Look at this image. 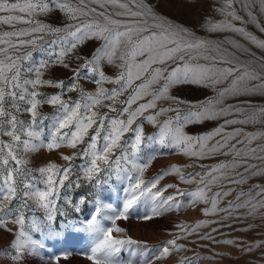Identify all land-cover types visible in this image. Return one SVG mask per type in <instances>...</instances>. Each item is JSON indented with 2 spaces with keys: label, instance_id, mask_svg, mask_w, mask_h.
<instances>
[{
  "label": "snow or ice",
  "instance_id": "1",
  "mask_svg": "<svg viewBox=\"0 0 264 264\" xmlns=\"http://www.w3.org/2000/svg\"><path fill=\"white\" fill-rule=\"evenodd\" d=\"M56 11L68 22L53 26L40 19ZM211 11L222 19L205 16L197 31L162 15L153 0H0V235L8 238L0 261L26 264L48 240L67 231L90 234L92 246L84 256L91 264L166 261L184 248L177 243L181 236L158 245L154 254L146 242L128 236L117 224L141 202L151 203L150 212L139 217L144 221L179 211L184 197L193 206L210 204L202 209L205 215L231 216L247 209L246 216L264 218V184L237 192L234 201L239 203L229 201L226 208H218L234 191L226 183L244 185L264 177V167L249 162L264 164V144L251 146L264 139V132L224 131L233 124L264 123V106L240 99L264 96V39L248 30L254 25L264 33V0H221ZM58 69L65 70L64 78L54 75ZM184 86L211 89L215 95L189 101L173 94ZM46 106L51 113L44 111ZM225 116L237 118L202 135L185 131ZM61 148L71 154L59 152ZM171 149L198 160L217 155L232 159L200 165L203 171L191 173L173 164L146 179L153 161ZM41 150L59 152L65 163L30 167L31 154ZM167 175L197 187H160ZM113 178L127 182L119 211L100 198L102 186ZM213 186L221 190L209 197ZM77 189L87 191L74 198L71 193ZM168 189L175 191L165 196ZM106 209L114 214L105 215ZM180 227L186 231L188 226ZM69 255H53L52 264ZM177 264L193 261L182 257Z\"/></svg>",
  "mask_w": 264,
  "mask_h": 264
},
{
  "label": "rangeland",
  "instance_id": "2",
  "mask_svg": "<svg viewBox=\"0 0 264 264\" xmlns=\"http://www.w3.org/2000/svg\"><path fill=\"white\" fill-rule=\"evenodd\" d=\"M221 0H153L157 5L158 11L170 19L192 27L200 31V23L205 16L211 15L219 20L222 17L219 14L211 11L213 5L219 6ZM75 3V0H73ZM239 6H237L238 8ZM243 14V13H241ZM264 20V16L260 17ZM41 20L52 24L53 26H61L67 23L66 17L56 11L47 17L41 16ZM23 26V25H20ZM5 30H9L4 26ZM248 30L257 35L260 39H264V33H260L254 25H249ZM223 36H233L232 33H221ZM240 39L248 47H251L254 52L260 54V50L255 46L248 44L246 41ZM112 69H109L111 73ZM54 75L58 78H64L65 70L58 69L54 71ZM87 87L92 88L93 85ZM110 87V86H109ZM46 91H54L47 89ZM173 94L189 101H203L206 97H212L215 93L211 89H201L192 86H184L173 90ZM74 95V94H73ZM242 100H250L256 106H264V96L255 95L250 97H242ZM226 103H236L235 100H228ZM46 113H51L50 107H45ZM171 115V114H170ZM26 118V117H25ZM237 117L225 116L216 120L204 121L199 124H192L186 127L185 131L189 135H202L210 132L219 125L224 123L226 119H233ZM242 118V117H239ZM47 123V121L45 122ZM149 132L153 131L150 125L146 126ZM234 129H242L243 132L255 133L264 132V123L259 124H233L227 126L224 131L231 132ZM7 140V137H4ZM215 139H220L216 137ZM237 139H242L238 137ZM215 140L210 143H214ZM232 143H236L235 140ZM257 144H264V139H257L251 145L255 147ZM242 146V145H240ZM70 149L61 148L59 152L64 154H71ZM169 152L168 155L158 156L153 161L152 167L145 173V178L150 179L159 174L162 169H166L173 164L184 166L183 170L186 173L203 171L200 165L211 166L221 161L231 160V156L217 155L211 158L198 160L180 154L176 149L165 150ZM59 152H46L41 150L39 153L31 154L30 167H39L48 161H55L58 164L65 163L59 159ZM250 163L258 164L264 167V164L259 160H251ZM76 164H81L82 161H75ZM190 165V166H189ZM243 171V169H239ZM199 179V177H197ZM175 183L179 184L181 190L193 191L196 189V184H182L175 175H167L160 181V187L166 184ZM253 184H264V177H257L248 181L244 185L225 184V188H232L234 191L227 197L221 199L218 203V208H226L229 201H234L236 193L243 190L247 191ZM127 182H119L115 178L109 181L108 184L102 186L100 191V198L104 204H110L112 208L119 211L123 207L125 199L124 188ZM42 187V185H41ZM219 187L213 186L211 191L207 193L211 197L215 192L220 191ZM87 189H77L75 193H71L74 198L78 194H84ZM175 189H168L164 195H170ZM94 198V197H93ZM190 197L183 198V206L179 211H170L162 216L155 217L150 221H144L139 217L150 212L151 203L141 202L130 210L129 218L126 220H119L117 224L126 230V234L135 240L146 242L154 254L159 253L158 245H162L165 241L179 235L182 238L177 241L178 244L184 245L180 251H175L171 256L163 262L157 264H177L182 257H188L193 261V264H264V218L260 214L256 216H246L247 209H240L238 212H233L231 216L227 212H216L205 215L202 209L211 207L210 204L200 202L193 206L188 201ZM247 199L242 197L241 200ZM239 203L240 201H234ZM264 211V210H262ZM85 213H72L71 218H78L85 215ZM105 215H113L110 210H105ZM42 215V213H38ZM206 221L198 228L194 227L198 222ZM106 226L110 225L109 221H104ZM188 226L186 231H181L180 226ZM251 225V227H249ZM216 229V231H213ZM190 233V234H189ZM211 239L201 237H208ZM7 239L5 236L0 235V249H5L7 246ZM233 241L234 243L228 244L224 241ZM258 245V246H256ZM92 246V237L86 231H67L61 237L50 239L47 241V246L40 254L30 256L27 258L26 264H52L51 257L63 252L69 253L67 260L61 259L59 264H91L87 260L84 253L88 252ZM252 246V250L248 248ZM121 257L128 258L127 252H121ZM0 264H6V261H0Z\"/></svg>",
  "mask_w": 264,
  "mask_h": 264
}]
</instances>
